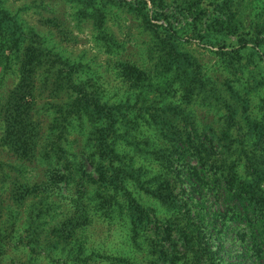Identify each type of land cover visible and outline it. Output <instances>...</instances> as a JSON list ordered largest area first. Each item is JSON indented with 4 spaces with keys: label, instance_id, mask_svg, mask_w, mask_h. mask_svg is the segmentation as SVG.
Listing matches in <instances>:
<instances>
[{
    "label": "rangeland",
    "instance_id": "obj_1",
    "mask_svg": "<svg viewBox=\"0 0 264 264\" xmlns=\"http://www.w3.org/2000/svg\"><path fill=\"white\" fill-rule=\"evenodd\" d=\"M0 24L29 56L0 69V109L27 110L0 115V264H195L189 228L198 256L257 264L187 176H264V0H0Z\"/></svg>",
    "mask_w": 264,
    "mask_h": 264
},
{
    "label": "trees",
    "instance_id": "obj_2",
    "mask_svg": "<svg viewBox=\"0 0 264 264\" xmlns=\"http://www.w3.org/2000/svg\"><path fill=\"white\" fill-rule=\"evenodd\" d=\"M206 5L208 4L198 2L195 4L194 8L189 11V16L197 26H210L208 22L215 17L214 9H210L209 6ZM10 34V31L0 24V69H7L10 67V61L13 58L15 64L19 65V75L22 80L26 78L25 66L29 63V56L26 48L23 49L17 44L12 45L9 43ZM0 112L1 119L4 118V123L17 119L24 122L27 117V110L23 103V98L15 93L13 94V92L6 96L5 100L2 102ZM3 132L4 136H10L8 131L3 129ZM20 139L21 136L19 134L14 138L13 142H11L12 144L7 146H19L17 144ZM217 169L218 173L215 178L204 174L199 176L196 171L187 176L193 187V191L195 190L196 183L199 185L201 183L202 185L205 184L206 191L208 192L207 200L214 204L215 209L217 211L225 210L224 218L227 216V212H230L229 215L231 220H234V222L239 225L245 226L246 232L244 235L246 237V245L247 243L248 245L244 255L249 254V257L254 258L257 264H264V187L263 189L259 187V181L262 179L264 180V176H261V173L257 171L259 173L257 176L254 174L249 177V180H242L233 171L226 172L221 170L219 166ZM200 191L203 193L204 188H201V190L199 189V194ZM162 199L164 201V197ZM200 205L202 209L208 213V205L205 206L203 203ZM216 210L207 215L213 218L216 214ZM179 233L183 242L190 246V248L187 247L186 250L192 253L195 264H201L200 260L204 257L207 258L211 264H216L213 262L211 254H200V256H198V251L191 242L192 229H181ZM179 259L181 258L177 255L176 258H173V262L176 261L175 264H178ZM235 264L241 263L238 262Z\"/></svg>",
    "mask_w": 264,
    "mask_h": 264
}]
</instances>
